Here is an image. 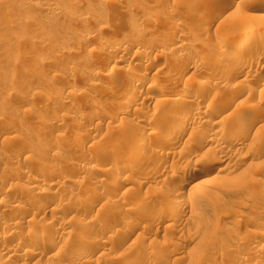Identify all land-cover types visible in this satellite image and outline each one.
<instances>
[{
  "label": "rangeland",
  "instance_id": "rangeland-1",
  "mask_svg": "<svg viewBox=\"0 0 264 264\" xmlns=\"http://www.w3.org/2000/svg\"><path fill=\"white\" fill-rule=\"evenodd\" d=\"M213 1L0 0V264H264V0ZM200 80L169 150L135 139L177 122L172 100ZM203 166L209 184L182 189ZM38 229L50 243L29 257Z\"/></svg>",
  "mask_w": 264,
  "mask_h": 264
},
{
  "label": "bare ground",
  "instance_id": "bare-ground-1",
  "mask_svg": "<svg viewBox=\"0 0 264 264\" xmlns=\"http://www.w3.org/2000/svg\"><path fill=\"white\" fill-rule=\"evenodd\" d=\"M213 1V0H212ZM218 1V0H217ZM233 1L234 0H227V4L228 5H230V6H232L231 4H233ZM214 2V1H213ZM218 3V2H217ZM217 3H213V5H212V7H215L216 5H217ZM219 4V3H218ZM227 5V6H228ZM234 5V4H233ZM230 6H228V8L230 7ZM211 7V6H210ZM216 7H218V6H216ZM255 12H257L258 14H255L254 15V17H257V18H260V19H262L263 21H264V13H262V12H264V3L263 2H260L256 7H255ZM260 12V13H259ZM119 16V15H118ZM246 16V15H245ZM247 18V17H246ZM253 18V17H252ZM259 19V20H260ZM149 21V20H148ZM148 21H144V24L145 25H147L148 24ZM151 22V21H150ZM149 25H150V23H149ZM149 25H147V26H149ZM231 26H232V30H235V29H237L238 27H239V23L237 22V21H232V23H231ZM228 27H230V25L228 26ZM231 28V27H230ZM177 30V29H176ZM172 31V30H171ZM175 31V30H174ZM175 33V32H174ZM234 34V33H233ZM232 34V35H233ZM246 38V37H245ZM243 43V42H242ZM245 43V42H244ZM242 45L243 44H240V43H235V41H234V43H230V44H228V46H227V48L226 49H224V50H222L221 52H219V53H217V55L213 58V63H214V65L216 64V66H220V65H225L226 64V62L230 59V57H231V54L229 53V52H227V51H236V50H240L241 48H242ZM264 46V45H263ZM173 51V50H172ZM175 53V52H174ZM257 56V55H256ZM260 56V55H259ZM212 58V57H211ZM246 59V58H245ZM238 62V61H237ZM236 62V63H237ZM137 65V64H136ZM149 65V64H148ZM238 65V64H237ZM228 66H230V65H228ZM149 67H151V66H149ZM235 67V66H234ZM222 68V67H221ZM227 68V67H226ZM228 68H231V67H228ZM227 68V69H228ZM233 68V67H232ZM224 70V69H223ZM230 70V69H229ZM232 73H233V70L231 71ZM230 72V73H231ZM230 73L228 72V70H227V72L225 71V74H224V77H229V75H230ZM232 73H231V75H232ZM236 74V73H235ZM223 75V74H222ZM130 77V76H129ZM133 77V76H132ZM223 77V76H222ZM157 78V77H156ZM205 79V78H204ZM199 80V79H198ZM138 81V80H137ZM227 81V80H226ZM139 82H141V81H139ZM138 82V83H139ZM196 82V81H195ZM163 83V82H162ZM208 84V83H207ZM137 85V84H136ZM139 85H140V83H139ZM154 85V84H153ZM193 86H191V87H184V88H182V89H180L177 93H176V98L175 99H173L172 101V103H173V106H178V107H180V114H179V116L177 117V122L175 121L173 124H171L170 126H164L163 128H160V129H158V130H156V132H153V134H151V133H149V132H147V129L146 128H140L141 130H139L140 132H139V134H138V137L137 138H135L136 140H138V142L139 143H142V144H152V145H158L157 146V148L156 149H158V151L160 150V151H162L161 149L163 148V149H167V150H169V148H168V142L170 141V139L172 138V135H173V133L175 132V130L177 129L178 131H180V130H182V129H184L185 130V128H188L189 127V124H188V121L185 119L186 118V115L188 114V107L187 106H185L186 104V102L191 98V96L192 95H194L196 92H198V91H200V90H202V88H204L205 86H206V81H198L197 83H194V84H192ZM135 86V85H134ZM216 86H217V84H216ZM221 86V85H220ZM220 86H219V88H220ZM233 86V85H232ZM137 87V86H136ZM138 88V87H137ZM136 88V89H137ZM148 88V87H147ZM152 88V87H151ZM150 88V89H151ZM159 88V87H158ZM163 88H165V87H163ZM163 88H161V89H159L157 92L158 93H162L163 92ZM222 88V87H221ZM237 88V87H236ZM128 89V88H127ZM135 89V90H136ZM168 89L170 90L171 88H167V89H164L165 91L167 90L168 91ZM206 89V88H205ZM209 89V88H208ZM216 89H217V87H216ZM126 90V89H125ZM132 90H133V88H132ZM135 90H134V92H135ZM127 91H130V89H128ZM166 91V92H167ZM130 92H132V91H130ZM139 92V91H138ZM170 92V91H169ZM64 93H66V91L64 92ZM136 93V92H135ZM164 93V92H163ZM67 94V93H66ZM65 94V95H66ZM128 94H131V93H128ZM198 94V93H197ZM49 95V94H48ZM51 95V94H50ZM65 95H64V97H65ZM125 95V94H124ZM134 95V94H133ZM133 95H127V96H125V97H122L121 96V94H119V98H121V102L122 101H126L127 103H129V101H131V103H132V100H134V98H133ZM175 95V94H174ZM68 96H69V94H68ZM156 97H157V95H155ZM173 96V95H172ZM196 96V95H195ZM207 97V96H206ZM122 98H124V100L122 99ZM158 98V97H157ZM115 99V98H114ZM149 99V101H152V100H154L155 98H153V97H149L148 98ZM120 101V100H119ZM193 101V100H192ZM115 102H116V100H115ZM162 102H166V101H163L162 100ZM120 104H122V103H120ZM130 104V103H129ZM159 104H160V102H159ZM192 104V103H191ZM125 105H128V104H125ZM132 105V104H131ZM162 105V104H161ZM43 106V105H42ZM137 106V105H136ZM163 106V105H162ZM37 107V106H36ZM39 107H41V106H39ZM125 107V106H124ZM128 107V106H127ZM130 107V106H129ZM254 107V106H253ZM126 108V107H125ZM141 108V107H140ZM43 109H44V107H43ZM133 109H135V107L133 108ZM251 109V108H250ZM39 110V109H38ZM121 110V109H120ZM119 110V111H120ZM125 110V109H124ZM137 110V109H136ZM140 110V109H139ZM214 110V109H213ZM252 110H253V108H252ZM118 111V112H119ZM134 111V110H133ZM190 111V110H189ZM123 112V111H122ZM128 112V111H127ZM252 112V111H251ZM137 113V112H136ZM134 114V113H133ZM140 114V113H139ZM119 115V114H118ZM189 116V115H188ZM234 116V115H233ZM192 118H194V120H196V121H198L199 123L201 122L200 121V118H196V117H192ZM176 119V118H175ZM208 119V118H207ZM246 119V118H245ZM232 120V119H231ZM243 120V119H242ZM207 121V120H206ZM219 121V120H218ZM241 121V120H240ZM240 121H236V124L237 125H240L241 123H240ZM205 122V121H204ZM217 122V121H216ZM230 122H232V121H230ZM235 122V121H234ZM242 122V124L244 123V121H241ZM201 123H203V122H201ZM228 123V122H227ZM170 124V123H169ZM207 124V123H206ZM219 124V123H218ZM217 124V125H218ZM221 125H222V122L220 123ZM219 124V125H220ZM232 124V123H231ZM230 125V124H229ZM233 125H235V124H233ZM232 125V126H233ZM162 127V126H161ZM219 127H221V126H219ZM223 127V126H222ZM235 127V126H234ZM189 128H191V127H189ZM243 129V128H242ZM191 130V129H190ZM194 130V129H193ZM234 131V130H233ZM232 131V132H233ZM237 132H238V128H237ZM240 132H242V130L240 131ZM76 134V133H75ZM80 134V133H79ZM189 134V133H188ZM238 134V133H237ZM236 133H232L230 136L233 138H235V136L237 135ZM228 135V134H227ZM241 134H239L238 135V137L240 136ZM74 137H73V140L72 141H74V142H78V141H80V138H79V135H78V133H77V135H73ZM72 137V136H71ZM224 137V136H223ZM237 137V136H236ZM243 137V136H242ZM82 138H84V137H82ZM176 138V137H175ZM194 138V137H193ZM198 138V137H197ZM230 138V137H229ZM243 139V138H242ZM82 140V139H81ZM186 140V139H185ZM191 140V139H190ZM230 140H231V138H230ZM233 140V139H232ZM70 141V140H69ZM71 141V142H72ZM211 141V140H210ZM209 141V142H210ZM216 141H217V139H216ZM236 141V140H235ZM201 142V141H200ZM206 142V141H205ZM205 142H203V143H205ZM214 142H215V140H214ZM70 143V142H69ZM136 143H137V141H136ZM139 143H137V144H135V145H133L132 147H131V151H134V153L135 154H137L140 150H142V147L144 146V145H141L142 147H140V144ZM216 143V142H215ZM217 143H219V142H217ZM77 144V143H76ZM108 144V143H107ZM220 144V143H219ZM242 144V143H241ZM58 145H59V143H58ZM110 145V144H109ZM108 145V146H109ZM125 145V144H124ZM127 145V144H126ZM215 145H217V144H215ZM101 146V145H100ZM218 146H220V147H222L223 145H218ZM228 146V145H227ZM90 147V146H89ZM97 147V146H96ZM95 147V148H96ZM103 147V146H102ZM122 147V146H121ZM126 148V150L125 151H127V147L128 146H125ZM145 147V146H144ZM151 147V146H150ZM94 148V147H93ZM94 148V149H95ZM123 148V147H122ZM139 148H141L140 150H139ZM216 148V147H215ZM219 148V147H218ZM217 148V149H218ZM223 148V147H222ZM222 148H220V149H222ZM241 148V147H240ZM87 149H88V147H87ZM98 149V148H97ZM96 149V150H97ZM124 149V148H123ZM145 149V148H144ZM143 149V150H144ZM154 149V148H153ZM155 149V150H156ZM227 149V148H226ZM106 150V149H105ZM150 150V149H149ZM82 151V150H81ZM101 151V150H100ZM102 151H104V150H102ZM98 152L97 151V153H96V151H95V154H94V156L92 157V159L94 158L95 160H100V159H103V157H105L104 155H106V154H103V152ZM107 151V150H106ZM153 151V150H152ZM157 151V150H156ZM171 151V150H170ZM108 152V151H107ZM110 152V151H109ZM120 152V151H119ZM140 152H142V151H140ZM168 152V151H167ZM173 152V151H172ZM83 153H85V152H83ZM160 153H162V152H160ZM122 154V153H121ZM134 154V155H135ZM139 154V153H138ZM169 154V153H168ZM91 155V154H90ZM154 155V154H153ZM88 156V155H87ZM117 156V155H116ZM115 156V157H116ZM166 156V155H165ZM125 157V156H124ZM223 157H226V156H223ZM141 158H142V156H141ZM222 158V157H221ZM124 159V158H123ZM130 159H131V157H130ZM140 159V158H139ZM138 159V160H139ZM218 159V158H217ZM223 159V158H222ZM91 160V159H90ZM141 160V159H140ZM139 160V161H140ZM143 160V159H142ZM226 160V159H225ZM119 161V160H118ZM117 161V162H118ZM121 161V160H120ZM135 161V160H134ZM138 161V162H139ZM145 161V160H144ZM147 161V160H146ZM212 161H213V159H212ZM222 161V160H221ZM100 162V161H99ZM103 162V161H102ZM112 162V161H111ZM116 162V163H117ZM124 162V161H123ZM137 162V161H136ZM129 163V162H128ZM127 163V164H128ZM48 164H50V163H48ZM145 164V163H144ZM45 165V164H44ZM92 165H94V164H92ZM119 165V164H118ZM129 165H131V164H129ZM133 165V164H132ZM136 165V164H135ZM226 165V164H225ZM41 166V165H40ZM54 166H55V164H54ZM115 166V165H114ZM120 166V165H119ZM145 166V165H144ZM121 167V166H120ZM38 168H40V167H38ZM56 168V167H55ZM87 168V167H86ZM146 168V167H145ZM155 168V167H154ZM41 169V168H40ZM39 169V170H40ZM44 169V168H43ZM85 169V168H84ZM143 169V168H142ZM53 170V166H49L48 168H47V171H52ZM90 170V169H89ZM91 170L93 171V172H97V173H102L103 171H104V169L103 168H101V167H97V165L95 166V167H92L91 168ZM111 170V169H110ZM109 170V171H110ZM140 170V169H139ZM211 170H212V168L210 167V166H203V167H199V168H194V170L192 171V172H189V173H187L186 175H183V177H185V179L186 180H184L185 182H183V184L181 185V188L183 189V188H186V187H188V186H190L191 184H193V182H196L197 180V178L198 177H205V178H202V180H201V178H200V180L201 181H199L198 183H200V184H198V183H196L197 185H205V184H209L208 182H209V179H207L206 177L207 176H210L209 174H210V172H211ZM88 171V170H87ZM112 171V170H111ZM123 171V170H122ZM126 171V170H125ZM155 171H156V169H155ZM155 171H153V172H155ZM219 171H220V169H219ZM89 172V171H88ZM142 172V171H141ZM40 173V172H39ZM47 173V172H46ZM51 173V172H50ZM105 173V172H104ZM107 173V172H106ZM105 173V174H106ZM110 173V172H109ZM118 173V172H117ZM117 173H116V175H117ZM145 173H147V172H145ZM157 173V172H156ZM90 174V173H89ZM148 174V173H147ZM48 176H50V175H48ZM122 176V175H121ZM136 176V175H135ZM31 177V176H30ZM146 177V176H145ZM212 177V176H211ZM210 177V178H211ZM47 178V177H46ZM142 178V177H141ZM212 178H214V177H212ZM212 178H211V180H212ZM34 179V178H33ZM33 179H31L30 178V180H29V182H28V188H29V191H30V189H33V182H35L36 180H33ZM48 179H49V177H48ZM37 182V181H36ZM35 182V183H36ZM34 183V184H35ZM63 183V182H62ZM142 183V182H141ZM195 184V183H194ZM51 185H53V184H51ZM108 185V184H107ZM59 186H61V185H59ZM64 186V185H63ZM111 187V186H110ZM50 188V187H49ZM61 188V187H60ZM191 188V187H190ZM58 189H59V187H58ZM44 190V189H43ZM45 192H46V190H45ZM178 192V191H177ZM29 196H32L33 194H34V190L32 191H30L29 193ZM96 194V193H95ZM174 194H177V193H174ZM179 194V193H178ZM149 195V194H148ZM147 195V196H148ZM80 196V195H79ZM177 196V195H176ZM175 196V197H176ZM33 197V196H32ZM77 197V196H76ZM149 199V198H148ZM166 200V199H165ZM138 201V200H137ZM167 201H169L168 199L165 201V203L167 202ZM151 203V202H150ZM163 203V202H162ZM177 203V201L175 202V203H173V204H170V202L169 203H167V205H166V209H168L169 207L171 208L172 207V209L173 208H175L176 210L179 208L178 206H180L181 207V205H179V203H178V205L176 204ZM21 204H23V203H21ZM51 204H53V203H51ZM116 204V203H115ZM175 204V205H174ZM58 205V204H57ZM148 205V204H147ZM22 206V205H21ZM53 206V205H52ZM22 208V207H21ZM53 208V207H52ZM66 208V207H65ZM143 208V207H142ZM169 208V209H170ZM50 209V208H49ZM164 209H165V207H164ZM175 209H173L174 211H176ZM57 210V208L54 210V211H56ZM58 210H59V207H58ZM57 210V211H58ZM150 210V209H149ZM158 210H160V209H158ZM161 210H162V208H161ZM52 211V210H51ZM162 211H165V210H162ZM179 211V209L177 210V212ZM155 213V212H154ZM159 213V212H158ZM158 213H157V215H158ZM161 213V212H160ZM139 215V214H138ZM172 215V214H171ZM137 216V215H136ZM173 218V217H172ZM139 219H140V217H139ZM127 220V219H126ZM172 220V219H171ZM87 221H89V220H87ZM86 221V222H87ZM90 222V221H89ZM92 222V221H91ZM94 222V221H93ZM93 222L92 223H84L85 224V227H86V231H88L89 230V228L91 229L90 231H92V228H95L96 227V225L95 224H93ZM42 223H45V222H42ZM47 223H48V225H49V222H46V225H47ZM96 224H98V223H96ZM123 224V223H122ZM141 225V224H140ZM140 225H139V223H137V221H130V222H128V220H127V222H126V232H127V230L129 231V233L130 232H134V231H136L139 227H140ZM84 226V225H83ZM82 226V227H83ZM122 226V225H121ZM43 227V226H42ZM47 228H48V226H46ZM51 227V226H50ZM49 227V228H50ZM146 227V226H145ZM148 227V226H147ZM41 228V227H40ZM49 228H48V230H49ZM84 228V227H83ZM142 228H143V226H142ZM97 229L98 228H96L95 230L97 231ZM8 230V229H7ZM84 230H85V228H84ZM105 230V229H104ZM118 230H120V229H118ZM148 230V229H147ZM5 232V231H4ZM50 232V231H49ZM120 232H121V230H120ZM10 233V232H9ZM46 233V232H45ZM42 230H35L32 234H30V240H29V238L27 239L26 238V240H25V246H24V248H23V251H22V253L23 254H25V255H31V254H33V252L35 251V249H36V243L39 241V240H41V239H43V238H49L50 236H48L49 234H48V232H47V234H45ZM115 233H117L118 234V232H115ZM127 234V233H126ZM263 234H264V232H263ZM7 235H9V234H7ZM11 235V234H10ZM119 236V235H118ZM264 236V235H263ZM66 237V236H65ZM126 237H130V236H126ZM6 238V235H5V233L4 234H0V241H3L4 239ZM51 238V237H50ZM49 238V239H50ZM25 239V238H24ZM46 239V240H47ZM49 239H48V241H46L47 243H50V241H49ZM67 239V238H66ZM66 242V241H65ZM86 242V241H85ZM55 243V242H54ZM81 243H83L82 241H81ZM100 243V242H99ZM105 243V242H104ZM78 244V243H77ZM38 245V244H37ZM53 245V244H52ZM50 246V245H49ZM81 247V246H80ZM85 248V247H84ZM77 249H79L78 247H77ZM83 249V247L81 248V250ZM83 251V250H82ZM87 251V250H86ZM78 252H79V250H78ZM75 253V252H74ZM81 253V252H80ZM82 254V253H81ZM80 254V255H81ZM84 255V254H83ZM27 256V257H28ZM30 257V256H29ZM88 261V260H87ZM94 261L95 260H93V263H94ZM90 262V261H89ZM88 262V263H89ZM92 262V261H91ZM90 262V263H91ZM128 262H130L128 259H123V261L122 262H120V263H122V264H127ZM119 263V264H120ZM96 264V263H95ZM110 264H112V263H110Z\"/></svg>",
  "mask_w": 264,
  "mask_h": 264
}]
</instances>
